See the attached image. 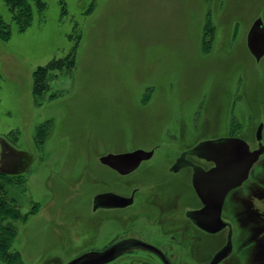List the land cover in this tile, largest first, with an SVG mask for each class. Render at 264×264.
<instances>
[{
	"label": "rangeland",
	"instance_id": "374dc122",
	"mask_svg": "<svg viewBox=\"0 0 264 264\" xmlns=\"http://www.w3.org/2000/svg\"><path fill=\"white\" fill-rule=\"evenodd\" d=\"M23 1L0 0V203L34 216L0 230V264H67L79 244L90 249L76 221L94 195L166 179L157 168L118 177L101 156L156 147L144 165H167L227 136L253 150L259 125L264 145V56L246 46L254 21L264 27V0ZM226 204L242 226L257 213L260 243L247 256L264 259V155Z\"/></svg>",
	"mask_w": 264,
	"mask_h": 264
},
{
	"label": "flooded vegetation",
	"instance_id": "af4514ba",
	"mask_svg": "<svg viewBox=\"0 0 264 264\" xmlns=\"http://www.w3.org/2000/svg\"><path fill=\"white\" fill-rule=\"evenodd\" d=\"M258 146L259 143L257 142V148ZM193 147L182 151L172 163L167 165L161 163V161L144 165L154 159L158 148L143 150L151 152V157L141 161L135 170L127 174H121L117 170L102 164L101 158L104 156L99 157V163L107 167L111 172H115L118 177H129L135 171H139V169L141 172L144 170L146 173L148 171L152 173V168L153 171L157 168L158 170L155 172L159 171V174L166 179L158 181L156 175L153 180L146 181L142 179L138 181L139 185L133 187L129 193L120 190H108L94 195L91 200L89 216L83 219L81 213H78L77 220H79L76 221L79 241L82 239L88 240V244L83 245L90 246V249H86L79 244L78 249L81 247L80 253L71 258L67 264L89 253H103L121 243L126 244V250L116 254L112 260L104 264H251V257L250 255L247 256V253L248 251L249 253L254 251L257 244L259 245L260 243V240L257 242V213H254L255 221L242 226L240 211L235 210L231 216L225 212L228 196L235 189L229 192L224 199L220 219L225 224V227L221 230L216 233L206 232L198 227L192 219L191 213L203 207L192 187L193 169L191 166H186L175 171L173 167L180 156ZM263 155L264 153L259 157L258 161ZM184 160L205 171L213 167L212 163L191 155L185 156ZM195 161L198 162L196 163ZM1 177L2 175H0ZM182 177H187L192 192L198 199V204H192L190 196L188 198L181 195L182 184H184ZM144 182L149 184L141 189V184ZM106 194H109L110 198H107V196L97 198ZM34 208V206L31 207L32 210ZM29 213L31 217L34 216L33 211ZM30 216L23 215L21 220ZM6 220L10 223H7ZM15 221L16 223L19 222V224L25 222L0 215V230L12 233L16 229L14 227ZM247 227L250 239L242 249L239 248L236 251L237 235L240 234L239 231L241 229L243 230ZM45 237H48V232L45 233ZM212 240L215 242L213 241L210 244ZM243 249H246V255L241 254ZM2 256L7 257L6 255ZM219 256L220 260L213 263L215 257ZM243 256L247 257V259H242ZM42 262L47 263L46 258L42 257ZM252 262L253 264H264V259H255Z\"/></svg>",
	"mask_w": 264,
	"mask_h": 264
},
{
	"label": "water",
	"instance_id": "95a60500",
	"mask_svg": "<svg viewBox=\"0 0 264 264\" xmlns=\"http://www.w3.org/2000/svg\"><path fill=\"white\" fill-rule=\"evenodd\" d=\"M246 46L256 61L264 56V27L260 19L252 24L246 38ZM256 139L259 146L253 151L244 140L238 137L204 140L183 153L175 163L173 167L175 171L186 166H191L193 169L192 187L203 207L192 212L191 216L194 223L202 230L216 233L225 227L220 219V213L226 195L247 180L251 168L264 153V146L261 144L262 125H259L256 130ZM151 155V152L143 150L117 155L109 154L101 158V163L121 174H127L135 170L141 161L149 159ZM187 155L212 163L213 167L205 171L192 163L185 162ZM106 196L110 198L109 194L97 198ZM125 245V243L115 245L103 253H89L68 264H104L112 260L116 254L126 250ZM219 258L220 256L215 257L213 263L220 260Z\"/></svg>",
	"mask_w": 264,
	"mask_h": 264
},
{
	"label": "trees",
	"instance_id": "16d2710c",
	"mask_svg": "<svg viewBox=\"0 0 264 264\" xmlns=\"http://www.w3.org/2000/svg\"><path fill=\"white\" fill-rule=\"evenodd\" d=\"M3 1L8 5V7H10V9H12L13 7L16 6V5H15V2H16V1H17V2H22V3H24L23 0H3ZM29 18H30V16H28V14H27V16L24 17V18L21 17V22L23 23L21 29H23L26 25H28ZM25 24H26V25H25ZM1 30H2V25H1V23H0V32H1ZM39 71H43V72H45L46 69H45V68H44V69H39ZM40 76H41V75H40ZM0 215H1V216H8V215H10V216H12V218H14V219H20V220L22 219V216L18 215L15 211H13V209H12L11 207H7V206H5L4 204L2 205L1 203H0Z\"/></svg>",
	"mask_w": 264,
	"mask_h": 264
}]
</instances>
